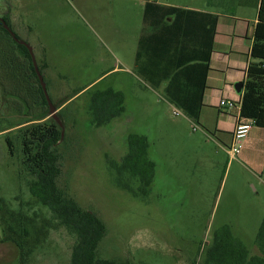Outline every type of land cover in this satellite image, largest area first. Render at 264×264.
<instances>
[{"label":"rangeland","instance_id":"rangeland-1","mask_svg":"<svg viewBox=\"0 0 264 264\" xmlns=\"http://www.w3.org/2000/svg\"><path fill=\"white\" fill-rule=\"evenodd\" d=\"M170 1L238 14L253 13L255 2L242 8V0ZM138 3L0 0V16L8 17L13 32L32 47L36 62L46 63L47 92L62 115L63 136L67 133L58 184L105 223L100 258L203 262L214 233L225 226L250 255H262L257 233L264 220V167L255 173L239 153L230 158L213 129L183 112L174 114L178 107L160 85L147 83L135 65L130 70L137 76L120 67L119 59L133 58L124 43L131 38L132 21L139 20ZM119 93L123 111L98 123L95 108L115 103ZM11 107L0 89V264H69L75 236L30 193L17 138L14 156L8 151L4 136H12L10 130L17 135L20 126H10L27 118ZM45 119L55 121L52 115ZM134 133L149 142L147 158L154 167L148 185L120 165ZM15 241L24 249L22 262Z\"/></svg>","mask_w":264,"mask_h":264},{"label":"trees","instance_id":"trees-1","mask_svg":"<svg viewBox=\"0 0 264 264\" xmlns=\"http://www.w3.org/2000/svg\"><path fill=\"white\" fill-rule=\"evenodd\" d=\"M2 18L11 27L9 18ZM217 20V15L207 12L160 5L155 0L144 3L142 28L134 59L137 73L154 86L167 80L165 96L195 121H199L203 107ZM251 57L256 61L251 62L247 69L239 115L264 127V0H260L258 5ZM37 65L48 91V82L43 73L46 63L37 62ZM0 89L6 101L12 104L13 112L27 117L10 126H20L17 135L10 130L12 136H4L10 155L14 156L15 137L21 145V171L31 178L30 193L75 236L69 264H131L99 257V244L106 233L105 223L97 214L80 206L59 186L63 160L60 145L67 142V133L61 136L60 125L53 119H45L50 115L49 107L31 55L25 45L13 39L1 20ZM48 95L55 105L54 99ZM69 99H65L63 104ZM122 103L123 97L119 93L115 103H99L93 117L100 124L106 123L123 111ZM89 113L91 115L92 111L89 110ZM148 147L146 136L130 134L120 164L131 177L144 185L151 183L154 167V163L147 158ZM257 242L262 255H250L248 249L231 235L229 227H222L214 233L206 260L193 264H264V220L257 233ZM15 244L22 262L24 249L20 242L15 241Z\"/></svg>","mask_w":264,"mask_h":264},{"label":"crops","instance_id":"crops-1","mask_svg":"<svg viewBox=\"0 0 264 264\" xmlns=\"http://www.w3.org/2000/svg\"><path fill=\"white\" fill-rule=\"evenodd\" d=\"M137 1L139 3L136 5V9L140 21L138 18L135 20V24L134 21H132L131 38H129L128 43H124L131 46L133 58L132 61L119 59L120 67L124 72L131 73L134 76H137V74L130 70V67H134L135 52L142 28L144 3L151 0H134V2ZM155 1L160 5L176 6L184 9L207 12L218 16L213 50L209 61L210 70L208 71L206 80L207 88L203 93V107L201 109L199 121L213 129L214 133L220 137L223 141V150L227 154L225 147L231 142L232 131L236 122L242 118L239 115V103L244 91L247 69L251 62L256 61L251 57V45L257 22L258 5L260 0H254V12L251 14L219 13L215 10L204 7H195L189 4H176L170 0ZM251 1L252 0H242L241 4L243 6L241 7L245 8V5L249 4ZM47 82L49 83V81ZM166 84L167 80L159 84L163 92ZM221 99L232 101L235 103V106L230 109L221 107L219 106ZM239 157L245 159V161L255 169L252 170L255 173L257 170L261 171V169H263V126L256 125L252 122L249 130L243 137Z\"/></svg>","mask_w":264,"mask_h":264},{"label":"built area","instance_id":"built-area-1","mask_svg":"<svg viewBox=\"0 0 264 264\" xmlns=\"http://www.w3.org/2000/svg\"><path fill=\"white\" fill-rule=\"evenodd\" d=\"M219 106L230 109L235 106V103L226 99H221ZM183 111L175 107L174 114L179 115ZM253 121L240 118L232 131L230 145L226 148L227 154L230 158L236 157L241 148V139L246 135Z\"/></svg>","mask_w":264,"mask_h":264},{"label":"water","instance_id":"water-1","mask_svg":"<svg viewBox=\"0 0 264 264\" xmlns=\"http://www.w3.org/2000/svg\"><path fill=\"white\" fill-rule=\"evenodd\" d=\"M0 20L2 21V24H3V27L8 30V32L10 33V35L13 37V39L17 42H19L20 44H23L27 47L30 55H31V59H32V63H33V66H34V69L36 71V74L38 76V79H39V82H40V85H41V88L43 90V93L45 95V98L47 100V103H48V107H49V113H50V116L52 115L53 118L55 119V121L58 123V125H60V127H62V122L60 120V118L58 117L57 113H56V108L55 106L53 105V103L51 102L50 98H49V95L47 93V90H46V84L43 80V76L41 75L39 69H38V65H37V62H36V59H35V56H34V53H33V50H32V47L24 40L22 39H18L15 35V33L13 32V30L11 29V27H9V25L6 24V22L0 18ZM61 136H63V128H61Z\"/></svg>","mask_w":264,"mask_h":264},{"label":"flooded vegetation","instance_id":"flooded-vegetation-1","mask_svg":"<svg viewBox=\"0 0 264 264\" xmlns=\"http://www.w3.org/2000/svg\"><path fill=\"white\" fill-rule=\"evenodd\" d=\"M3 16H0V18H2ZM6 17V16H5ZM8 18V17H7ZM3 19V18H2ZM4 20V19H3ZM19 39V38H18Z\"/></svg>","mask_w":264,"mask_h":264}]
</instances>
